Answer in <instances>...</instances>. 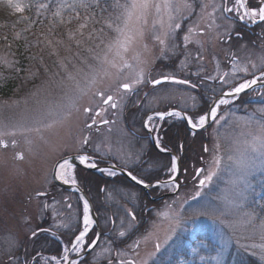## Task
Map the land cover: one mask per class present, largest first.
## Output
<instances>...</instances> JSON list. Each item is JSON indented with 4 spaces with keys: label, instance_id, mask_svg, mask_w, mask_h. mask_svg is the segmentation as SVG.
I'll list each match as a JSON object with an SVG mask.
<instances>
[{
    "label": "rangeland",
    "instance_id": "1",
    "mask_svg": "<svg viewBox=\"0 0 264 264\" xmlns=\"http://www.w3.org/2000/svg\"><path fill=\"white\" fill-rule=\"evenodd\" d=\"M74 2L75 0H0V23L8 26L10 31L13 29L18 39L31 48L42 34L49 32L50 39L45 40L47 52L38 49L37 55L45 57L50 54L55 61L45 68L46 72L45 69L39 72L35 67L28 66L24 69L23 76L31 77L40 73L35 82L30 87L20 84L19 89L9 97L0 96V264H21L22 256L26 264L33 259L40 264H63L64 250L69 247V241L66 240L62 241L60 256L52 253L57 248L37 257L33 256L37 253L33 254L37 251L38 240L30 235L37 229L42 218L52 214L50 205L45 202L47 198L35 192L48 188L49 170L55 159L75 150L76 145L81 142L79 127L86 118L85 107L99 105V92L102 95H117L121 91L119 85L131 82L135 73L140 70H143V77L145 74L151 77L160 74L156 64L161 58L167 59L163 57L164 53L170 51L169 57L175 58L178 51L169 49L173 42L175 45L177 43L171 41L172 37H181V42L187 45V51L194 52L192 43L195 41L198 42L200 52L205 51V55L221 54L217 59L219 62L225 58L223 40L231 30V24L221 23L222 18L215 13L218 0H190L193 3L190 12L183 10L180 14L173 13V23L183 21V24L180 23L181 28L172 32H169L168 14L163 7L159 14L154 7L156 3L162 5L163 0H151L153 6L147 11V24L137 21L135 15L131 21L137 30L143 31V35H139V31H133V42L128 51H122L120 56L116 55V48L108 52L107 61L114 62L116 67L112 63L103 62L104 53L107 52L105 45L115 36L104 21L110 18L114 20L122 9L115 7L116 0H98V6L96 0H87L90 7L87 10L78 8L80 18H76L75 12L70 8L61 7ZM125 2L126 0H119L121 4ZM41 4L48 7L41 8ZM203 4L208 7L202 13ZM57 11L60 15L55 14ZM85 16L90 17L88 26L80 29L79 25L85 23ZM161 20L163 27L159 23ZM153 22H156L155 26ZM209 24L212 25L211 28L208 27ZM102 26L103 33L99 31ZM93 28L97 31L92 32ZM40 29L42 30L39 31ZM157 36L164 40V44L156 39ZM185 36L188 37L187 41ZM7 46H0V62H6L10 66L13 58L6 51ZM248 51L253 55L240 56L236 60L232 58L231 67L226 71L213 65L215 61L211 54L212 58L207 57L204 61L216 80H221L220 77L225 74L224 79L228 83L222 81L221 85H230L231 89L234 84L250 79V75L263 66L261 60L264 59V51L256 50L255 46ZM96 56L101 59L97 60ZM123 60H127L132 67L122 68ZM45 62L42 61L39 65L42 66ZM253 63L257 68H252ZM244 68L248 71H243ZM69 73L75 77L74 80L68 79ZM93 76L95 82L90 83ZM229 88L225 89L230 90ZM259 108H264V102L254 104L246 113L238 112L237 106L231 103L218 109L217 119L209 125L211 143L208 146L211 149L210 159L214 161L219 156L222 160L217 177L211 184H206L205 188H198L200 196L190 186V190L183 191L177 203L173 202L156 210L146 232L141 234L137 248L128 247L123 252L118 250L120 254L116 258L129 255L135 264H143L145 259L148 264H232L230 254L236 252L233 245L238 244L247 248L246 252H251L253 258L264 261L259 248L264 240L260 235L246 238L244 233L234 232L226 222L233 219L228 211L233 207L229 200L228 185L234 179L235 171L234 167H230L231 162L227 157L237 155V149L243 150L244 141L249 138L248 133L257 131L255 125L247 126L245 121ZM221 116L223 119H220ZM213 161L210 169H215ZM206 174L207 172L201 173L202 176ZM193 194L198 199L195 203H190L189 197ZM253 201L257 212L264 213V171H257L252 178V187L248 189L245 203L252 205ZM220 211H224L225 215L220 216ZM54 218L55 216H50L51 220ZM177 220L179 224L175 223ZM64 222L67 223V220L51 221L50 225L58 226ZM173 228L174 233L171 232ZM91 239L88 238L85 245ZM157 243L161 245L159 250L155 248ZM253 243L257 248H251ZM83 249L82 246L79 252L71 250L70 255L75 256ZM111 250L112 248H97L88 254L85 262L79 261L76 264H98L103 259L111 258ZM149 253L154 255L149 257Z\"/></svg>",
    "mask_w": 264,
    "mask_h": 264
},
{
    "label": "flooded vegetation",
    "instance_id": "2",
    "mask_svg": "<svg viewBox=\"0 0 264 264\" xmlns=\"http://www.w3.org/2000/svg\"><path fill=\"white\" fill-rule=\"evenodd\" d=\"M245 2L248 7L257 9L264 4V0ZM225 6L234 10L224 12ZM238 7L235 0H218L215 12L222 18L221 23L231 24V30L223 40L225 58L219 62L217 59L221 54L217 56L210 53L215 61L213 65L224 68V71L231 67L232 58L236 60L240 56L253 55L248 53L250 47L255 46L256 50L264 51V21H260L258 17L255 21L251 17L240 20L243 9L237 12L235 8ZM180 23L183 24V21ZM171 41L179 43L175 45L173 42L169 48L178 50L176 57H169L170 51H166L163 57L167 59L161 58L156 64L160 74L155 77L145 74L143 81L134 85L131 91L123 90L120 85L126 82L121 83V91L113 96L116 108L111 106L112 102L104 103L112 94L102 95L100 92L99 105L85 107L90 111H85L86 118L79 127L81 142L76 145L75 150L55 159L49 170L48 188L35 192L47 198L45 202L50 205L51 215L55 218L51 220L50 213L47 214L34 231L36 235L31 234L30 237L42 241V235L47 234L48 240L53 243L51 251L55 246L58 248L52 252L56 256L61 255L62 241H69L67 256L71 260L70 264L73 260L76 263L85 262L88 254L97 248H112L111 258L99 261L102 264H121V261L132 264L134 261L129 255L116 258L118 250L123 252L128 247L137 248L140 236L146 232L154 212L164 205L177 203L183 191L190 190V186L196 193L201 188L200 180L204 177L201 173L208 172L212 166L211 149L208 146L211 143L209 125L213 120L210 119L204 129L193 131L188 117L198 118V115L207 113L211 102L219 94L228 91L226 89L230 85L223 87L222 80H216L211 75L204 59L212 56L205 55V51L200 52L198 42L192 43L194 52H190L187 51V45L181 42V37H172ZM262 68L264 65L250 77L259 74ZM224 75L222 74L223 77ZM165 76H174L176 80H162ZM153 80H161V83L153 84ZM182 80L189 83L177 82ZM241 96L242 99L236 102ZM261 102H264V86L257 85L239 95L231 104L237 106L238 112L246 113L254 104ZM82 155L87 156L88 160L81 162L79 157ZM66 156H71L68 161L72 167L65 170L66 178H61L57 174L58 165ZM174 158L175 172L171 171ZM92 164L96 166H90ZM109 172H115V175H110ZM128 173L136 176L137 182L143 179L145 183L137 185ZM55 179L70 188L59 185ZM71 180H75V183ZM81 193L90 202L96 219L85 242L92 238L88 244L93 240H96V244L84 256L80 255L88 247L74 256L70 255V242L75 241V236L84 227V197ZM195 197V194L190 196L189 202L195 203L198 199ZM46 209L44 206V210ZM89 216L91 217L90 214ZM58 220H67V223L53 227L50 225L51 221ZM37 255L39 252L33 256ZM20 262L26 264L24 256ZM66 262L63 259V264ZM29 264L40 262L33 259Z\"/></svg>",
    "mask_w": 264,
    "mask_h": 264
},
{
    "label": "snow or ice",
    "instance_id": "3",
    "mask_svg": "<svg viewBox=\"0 0 264 264\" xmlns=\"http://www.w3.org/2000/svg\"><path fill=\"white\" fill-rule=\"evenodd\" d=\"M97 6H98V0H96ZM236 5H238V8H235V11L239 12L241 9H243V13L240 15L239 19L243 20L245 17H251L253 21L258 17L260 21H264V6H259L257 8H250L246 4L245 0H235ZM153 6L151 4V0H126L125 3L121 4L119 3V0H116L115 7L122 9V12H120L115 19H108L104 21V24L115 33L114 37L110 38V42L105 45L107 48V52L104 53L103 62H109L112 63L113 67H116V64L114 62L107 61V54L108 52H111L113 48H116V55L120 56L121 52H127L128 47L131 45V43L134 40V36L132 35L133 31H139V35H143L142 30H137L134 25L131 24V21L133 20V16L135 15L137 21H143L144 24H147V11L148 9ZM41 8H46L48 5L41 4ZM61 7L64 8H70L73 12L76 14V18H80V12L77 10L78 8H83L87 10L90 7V4L87 2V0H75L73 4H63ZM157 14L161 12V8L163 7V10L168 14V28L169 32L174 31L175 29L181 28L180 23H173L174 15L173 13L180 14L183 10L191 11L193 9V3L190 2V0H163V4L156 3L154 5ZM208 7L207 4L201 5V11L203 13V10ZM22 10V9H20ZM234 9L229 8L227 6L224 7V12H232ZM213 11H215V6L213 7ZM56 15H60L59 11L55 13ZM211 16V13H209ZM90 19V17L85 16L84 20L85 23H81L79 25L80 29L86 28L87 21ZM215 17H213V20ZM156 22H153V26H155ZM161 27H163V21L160 22ZM209 28L212 27L211 24L208 25ZM97 30L95 28L92 29V32H96ZM101 33H103L104 28L103 26L99 29ZM191 31V29H190ZM201 31H203L201 29ZM167 35V33H166ZM91 37V33L89 34ZM157 40L160 41L161 44H164V40H160L159 36L156 37ZM185 41L188 40V37L185 36ZM103 39H101V43H103ZM79 43V41L77 42ZM99 47V45H97ZM91 51V49H89ZM123 59V57H121ZM97 60H100L101 57L96 56ZM261 64L264 65V59L261 60ZM252 68H257V65L253 63ZM91 68L92 66L89 65ZM122 68H131L132 65L127 62V60H123V63L121 64ZM243 71L247 72L248 69L244 68ZM106 71V69H105ZM69 80H74L75 77L72 76L71 73L68 74ZM164 80H176L174 76H165L163 77ZM220 79L224 83H228L227 80L224 79L223 76L220 77ZM143 81V70H140L135 73V77L131 80L129 83H123L120 85V87L125 91H131L133 89V86L136 84H139ZM258 81L260 82L261 86H264V68L259 71L258 75H254L251 79H244L242 82L234 84L230 91L225 92L219 97L212 107L208 110L205 114L198 115V118L188 117V123L191 125L193 129L196 128H202L207 120L211 118L213 121L217 119V112L218 109H220L221 105H228L231 103L230 99H227L225 97H231L235 99L239 94L245 93L246 90L253 89L254 85H257ZM95 82V76H93L90 83ZM181 84H188L189 81L182 80L177 81ZM153 84H160L161 80H153ZM195 87V85H193ZM77 88H79V83L77 82ZM109 102H112L111 106L113 108L117 107V104L114 102V97L109 95L105 100L104 103L108 104ZM85 111H90V109H85ZM170 115H179V113H170ZM220 119H223L221 116ZM104 123H107V121H104ZM247 126L255 125L257 131L256 132H249L248 133V139L244 141L245 147L243 150L237 149L238 154L237 155H229L227 157L228 161L231 162L230 167H234V179L230 180L229 182V200L231 204L233 205L232 208L228 209L229 213L233 217V219H229L226 222L229 224V227L233 229L236 233H244L246 235V238H252L255 235L259 234L260 238L264 240V213H258L256 208L253 206L255 202H252V205H246V196L248 194V189L252 187V178L254 174L257 171H264V108H259L253 111L252 115L248 117V119L245 121ZM87 143V141H84ZM79 159L81 162H85L88 160L87 156H80ZM215 169H209L207 174L204 175L203 179L200 180V186L203 188L206 184H211L215 177H217L218 172L220 171L222 160L219 156H217L214 161ZM92 167H95V164L90 165ZM72 165L69 163L67 159L63 160L62 163H59L58 168L61 170L58 172V175L61 178H64L65 176V170L70 169ZM171 171H176V163L175 158L173 159L172 168ZM110 175H115V172H109ZM129 176H131L132 180L136 181L137 177L132 175L131 173H128ZM66 182H68L66 180ZM71 182L74 184L75 180H71ZM140 184H144L145 181L143 179H140L138 181ZM197 196H200L201 193L199 191L196 192ZM89 211V205L87 200L84 201V218H83V230L79 232L78 235L75 236V241L70 242L71 243V250L72 251H81L82 246L83 247H92L96 244V241H91L90 244L85 245V237L87 233L89 232V229L91 225L93 224L92 218L88 214ZM208 214V213H205ZM224 211H220V216H224ZM219 219V217H217ZM176 224H179V221H175ZM172 233L175 232V228L171 230ZM33 236L36 235L35 232L32 233ZM120 235H124V233H120ZM170 238V236L168 237ZM243 246V245H242ZM161 245L157 243L155 245L156 250H159ZM252 249L257 248V245L253 243L251 245ZM259 248L261 249V257L264 258V243L259 245ZM65 255L63 259L66 261L68 260L67 252L69 251L68 248H65ZM223 250H221L222 252ZM253 254L255 255V251H253ZM149 257L154 255V253H149ZM219 255V253H218ZM55 259V257H53ZM72 264H76L75 261H72ZM121 264H124L123 261H121ZM132 264H135V262H132ZM143 264H148V260L145 259L143 261Z\"/></svg>",
    "mask_w": 264,
    "mask_h": 264
},
{
    "label": "trees",
    "instance_id": "4",
    "mask_svg": "<svg viewBox=\"0 0 264 264\" xmlns=\"http://www.w3.org/2000/svg\"><path fill=\"white\" fill-rule=\"evenodd\" d=\"M12 31L8 30V26H5L4 24L0 23V46L3 44L8 45L7 50L8 53L12 55L13 60L11 61V65L8 66L6 62H0V96H11L14 91H17L19 89V85H25L27 87H30L31 84L35 82V79L40 75V73L31 74L32 76L24 77V69H26L28 66L35 67L39 72H41L43 69H45L48 65H53L54 60L51 58L50 54L46 55L45 57H40L37 55V50L41 49L45 52H47L46 45L47 43L45 40L50 39V33L43 35L39 37L36 42V45H32L30 47H27L21 42L20 39H18L17 34ZM40 29L39 31H41ZM40 33V32H39ZM74 45V43H71ZM231 47L233 46V42L230 43ZM33 49V50H32ZM83 52V51H82ZM35 57V58H31ZM46 60H43V59ZM46 61L42 66L39 65L40 62ZM39 62V63H38ZM56 64V63H55ZM45 72L47 69L44 70ZM36 76V77H35ZM23 87V86H22ZM243 96H241L236 102L242 99ZM39 245V248H37V251L33 252L35 254L36 252H39V255L41 253H45L47 251L51 250V245H53L52 241L48 240L47 234L42 235V241L39 240L36 246ZM234 248H236V252L230 254L231 259L230 261L232 264H264V261H259L256 258L252 257L251 252H246L247 248L245 249L244 246H241L238 244L233 245ZM56 248V246H55ZM238 248H242L239 250ZM58 249V248H57ZM36 250V249H35ZM229 255V256H230Z\"/></svg>",
    "mask_w": 264,
    "mask_h": 264
},
{
    "label": "water",
    "instance_id": "5",
    "mask_svg": "<svg viewBox=\"0 0 264 264\" xmlns=\"http://www.w3.org/2000/svg\"><path fill=\"white\" fill-rule=\"evenodd\" d=\"M258 75V74H257ZM251 78H253V77H251ZM250 78V79H251ZM162 80H164L163 78H162ZM257 85H261L260 84V82L258 81V83H257ZM257 85H254V86H257ZM253 86V87H254ZM246 91H248V90H246ZM226 92H228V91H226ZM223 93H225V92H223ZM223 93H221V94H219L212 102H211V104H210V106H209V108L210 107H212L213 105H214V102L219 98V97H221V95L223 94ZM242 94V93H241ZM240 95V94H239ZM225 98H227V99H233V98H231V97H225ZM209 108H208V110H209ZM208 112V111H207ZM210 119L211 118H209L208 120H207V122L205 123V125L202 127V128H196V129H193L192 127H190V129L191 130H193V131H196V130H202V129H204L205 127H207V125H208V123L210 122ZM70 157L71 156H66L65 158H63V159H61L60 161H63V160H65V159H67V160H69L70 159ZM59 161V162H60ZM56 180V179H55ZM56 182L59 184V185H61V186H63V187H66V188H70V186L69 185H66L65 183H63V182H61V181H59V180H56ZM137 185H140V183H138L137 181H134ZM82 194V193H81ZM83 195V194H82ZM83 199H84V201L85 200H87V202H88V205H89V214L91 215V218H92V220H93V224L96 222V219H95V216H94V213H93V211H92V208H91V205H90V202L88 201V199L83 195ZM96 241V240H95ZM93 247V246H92ZM92 247H88L80 256H84L85 254H87L88 253V251H90V249L92 248ZM70 262H71V260H67V262L65 263V264H70Z\"/></svg>",
    "mask_w": 264,
    "mask_h": 264
},
{
    "label": "bare ground",
    "instance_id": "6",
    "mask_svg": "<svg viewBox=\"0 0 264 264\" xmlns=\"http://www.w3.org/2000/svg\"><path fill=\"white\" fill-rule=\"evenodd\" d=\"M209 109H210V108H209ZM59 171H61V170H60V169H58V171H57V174H58V172H59ZM58 176H59V175H58ZM59 177H60V176H59ZM64 178H66V174H65ZM73 261H74V260H73Z\"/></svg>",
    "mask_w": 264,
    "mask_h": 264
}]
</instances>
